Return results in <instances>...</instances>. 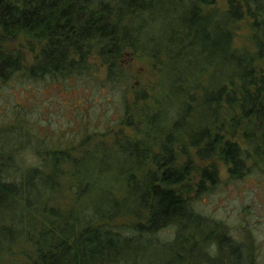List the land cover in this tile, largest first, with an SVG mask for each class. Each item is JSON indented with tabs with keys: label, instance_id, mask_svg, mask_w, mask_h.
<instances>
[{
	"label": "trees",
	"instance_id": "1",
	"mask_svg": "<svg viewBox=\"0 0 264 264\" xmlns=\"http://www.w3.org/2000/svg\"><path fill=\"white\" fill-rule=\"evenodd\" d=\"M167 4L175 7L173 17L154 36L146 28L147 16L152 21L155 12L165 14L162 0H0V84L15 78L89 79L97 81V90L117 93L130 78L121 67L127 52L153 59L162 54L167 62L161 98L151 108L141 107L149 98L143 92L129 99L122 94L120 130L101 155L135 159L124 170L80 171L92 154L75 160L69 156L77 150L70 147L37 153L38 165L25 167L14 149L19 148L15 135L22 134L18 129L28 123L17 125L16 118L0 125V246L30 244L31 256L22 264H121L111 256L121 242L168 228L174 229L168 245L188 247L186 256L172 254L177 264H212L221 249L241 255L220 223L199 214L194 204L218 186L219 164L231 180L251 171L249 160L264 173V0H228L223 12L216 0ZM240 21L249 23L254 53L233 48V27ZM98 67L105 69L102 80ZM122 128H133L139 136L119 137ZM108 132L82 136L78 147ZM235 139L243 140L252 155ZM65 161L75 179L78 210L64 215L49 203ZM99 179L106 185L104 208L88 213L90 205L83 202ZM113 180L122 185L118 196L109 188ZM37 183L44 192L35 191ZM186 219L201 235L180 228ZM211 246L218 248L212 256L207 253ZM237 261L257 264L253 254L248 262Z\"/></svg>",
	"mask_w": 264,
	"mask_h": 264
},
{
	"label": "rangeland",
	"instance_id": "2",
	"mask_svg": "<svg viewBox=\"0 0 264 264\" xmlns=\"http://www.w3.org/2000/svg\"><path fill=\"white\" fill-rule=\"evenodd\" d=\"M227 1L216 0V8L221 12L225 11ZM162 3L165 5L163 7L165 14L155 12L152 21L147 16L149 21H147L146 28H149L154 36H158L162 26L169 23L173 17L171 11L175 7L167 4L168 0H162ZM233 36L235 50L254 53L251 30L247 21H240L234 25ZM160 55L158 59H153L127 52L123 56L121 67L130 75V78L117 93L108 89L97 90V81H88L89 79H86L87 82L86 80L64 82L63 80L52 81L49 78L39 81L15 78L0 84V125H9L16 118L19 119L16 122L17 125L24 123L29 125L27 128H19L22 134L15 135L19 148L15 147L14 150L20 151L19 161L25 167L34 163L38 165L37 161L40 160V156L37 153L43 155L49 150L55 151L70 147L77 150L71 152L69 156L75 160L87 153L92 154V157L81 163L80 171L98 170L102 167H108L114 171L124 170L134 164L135 159L128 157L127 154H112L109 157H103L101 153H103L102 150H108L111 147L115 139L114 135L120 130L118 126L123 115L122 97L124 95L129 99L143 92L149 97L147 102L141 105L143 109L151 108L154 104L153 100L161 98V83L167 62L164 55ZM96 64L98 65V61ZM96 74L97 79H104L105 69L98 67ZM193 82L195 80L189 83ZM173 109L175 110L176 106H173ZM165 127L168 129L169 125ZM106 132L109 134L105 138L96 136L90 143H82L78 147L82 136L104 135ZM138 136L139 132L133 128H122L119 134V137H129L132 140H136ZM235 140L239 142L242 149L252 155L243 140ZM252 164V160L247 162L251 171L239 180H231L226 168L219 164L220 182L218 186L202 196L196 205L194 204L199 214L220 223L219 228L223 230L222 233L231 245H238L241 248L239 257L227 249H221L222 252L215 261H212V264H239L237 258L240 257L246 258L248 262L251 254L257 264H264V173L257 168H252ZM52 167L51 165L49 169ZM58 170L61 171V177L57 192L49 206L65 215L72 210H78L74 197L75 191L73 192L77 187L75 179L71 176L70 162L65 161L59 164ZM104 183L99 179L90 194L85 197L83 205L84 207L90 205L86 208L88 213H93L95 210L101 211L104 208L102 198V191L106 186ZM120 186H122L121 183L116 180L109 184L115 196H118L117 190ZM38 190L44 192L37 183L35 191ZM83 205L77 213H81L84 209ZM185 226L194 234L201 235L202 233L194 229L190 219L181 221L180 228ZM173 235L174 229L168 228L150 238L132 236L130 242H121L118 247L119 252L111 256L115 260L120 259L121 264H177L172 254L182 251L186 256L188 247L181 242L173 246L168 245L173 240ZM177 235L186 240L182 232L179 231ZM8 238L6 236V240ZM0 247V264H22L31 256L32 249L28 243L17 244L9 250L3 245ZM214 247L207 249V253L209 252L211 256L212 253L218 252V248L213 249ZM194 262L195 259L192 260V263Z\"/></svg>",
	"mask_w": 264,
	"mask_h": 264
}]
</instances>
